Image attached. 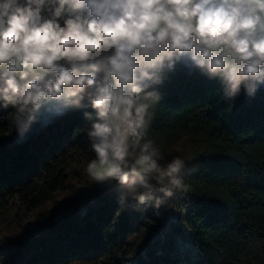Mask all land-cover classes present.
<instances>
[{
	"label": "trees",
	"instance_id": "trees-1",
	"mask_svg": "<svg viewBox=\"0 0 264 264\" xmlns=\"http://www.w3.org/2000/svg\"><path fill=\"white\" fill-rule=\"evenodd\" d=\"M149 90L162 163L199 166L159 209L121 203L118 184L87 175L90 106L42 116L23 138L0 107V264H264V86L229 101L178 62ZM188 239L194 254L182 256Z\"/></svg>",
	"mask_w": 264,
	"mask_h": 264
},
{
	"label": "clouds",
	"instance_id": "clouds-1",
	"mask_svg": "<svg viewBox=\"0 0 264 264\" xmlns=\"http://www.w3.org/2000/svg\"><path fill=\"white\" fill-rule=\"evenodd\" d=\"M178 62L217 80L226 100L255 97L264 0H0V107H11L17 136L90 106L86 173L118 184L121 203L159 209L198 171L179 156L162 163L148 138L160 99L149 89Z\"/></svg>",
	"mask_w": 264,
	"mask_h": 264
},
{
	"label": "built area",
	"instance_id": "built-area-1",
	"mask_svg": "<svg viewBox=\"0 0 264 264\" xmlns=\"http://www.w3.org/2000/svg\"><path fill=\"white\" fill-rule=\"evenodd\" d=\"M178 250L182 256L193 255L194 254V245L191 240H179Z\"/></svg>",
	"mask_w": 264,
	"mask_h": 264
},
{
	"label": "rangeland",
	"instance_id": "rangeland-1",
	"mask_svg": "<svg viewBox=\"0 0 264 264\" xmlns=\"http://www.w3.org/2000/svg\"><path fill=\"white\" fill-rule=\"evenodd\" d=\"M103 185V184H102ZM104 185H108V184H104ZM89 191L88 190H84V189H81V194L82 195H88ZM177 203H179V200L177 201ZM174 215H176V213H174Z\"/></svg>",
	"mask_w": 264,
	"mask_h": 264
}]
</instances>
